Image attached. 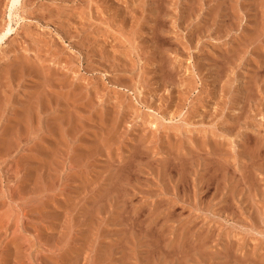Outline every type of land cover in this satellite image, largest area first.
Returning a JSON list of instances; mask_svg holds the SVG:
<instances>
[{
  "label": "rangeland",
  "instance_id": "374dc122",
  "mask_svg": "<svg viewBox=\"0 0 264 264\" xmlns=\"http://www.w3.org/2000/svg\"><path fill=\"white\" fill-rule=\"evenodd\" d=\"M9 25L0 264H264V0H0Z\"/></svg>",
  "mask_w": 264,
  "mask_h": 264
},
{
  "label": "bare ground",
  "instance_id": "6f19581e",
  "mask_svg": "<svg viewBox=\"0 0 264 264\" xmlns=\"http://www.w3.org/2000/svg\"><path fill=\"white\" fill-rule=\"evenodd\" d=\"M19 2V0H10V3H11V6L13 7V6H15V4H17ZM15 8V7H14ZM11 24V23H10ZM4 30V29H3ZM14 30H13V28L11 27V25H9V27H7L4 31H3V33L1 32V35H0V42H2V41H4L5 39H7L10 35H11V33L13 32ZM1 44V43H0ZM6 48L4 47V46H1L0 45V59H1V61H2V59H5V58H7L11 53H14L15 51L13 50V51H11L10 53H7L6 51ZM20 65V64H19ZM15 69H17V68H15ZM52 70V69H51ZM43 95V94H42ZM41 95V96H42ZM43 99V98H42ZM44 100V99H43ZM41 102H42V100H41ZM40 102V103H41ZM38 103V102H37ZM30 104V103H29ZM37 105V104H36ZM43 105V104H42ZM26 106H27V104H26ZM36 107V106H35ZM21 108V107H20ZM19 108V109H20ZM26 108H28V107H26ZM23 109V108H22ZM30 109V108H29ZM33 109V108H32ZM24 110V112H25V109H23ZM22 110V111H23ZM31 110V109H30ZM36 110H37V108H36ZM35 110V111H36ZM39 110V109H38ZM19 111V110H18ZM21 111V112H22ZM27 111V110H26ZM29 111V110H28ZM17 112V111H16ZM20 112V111H19ZM28 112H26V114L24 113L23 114V112H22V116H25V115H28L27 114ZM35 113V112H34ZM21 114V113H20ZM31 114V113H30ZM21 116V115H20ZM19 118V117H18ZM18 118H16V119H18ZM21 119H22V117H21ZM21 119H18V121L19 120H21ZM24 119V118H23ZM23 119H22V121H23ZM30 119H31V117H30ZM174 119V118H173ZM173 119H169L170 121L171 120H173ZM25 120H27V117H26V119ZM21 121V122H22ZM24 122V121H23ZM22 122V123H23ZM26 122V121H25ZM29 122V121H28ZM19 124V123H18ZM28 124V123H27ZM21 126H23V124L21 125Z\"/></svg>",
  "mask_w": 264,
  "mask_h": 264
}]
</instances>
